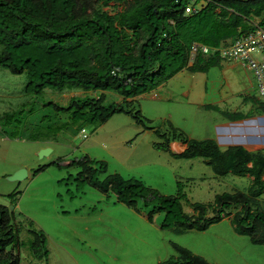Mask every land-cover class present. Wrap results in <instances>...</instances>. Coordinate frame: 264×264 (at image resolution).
I'll list each match as a JSON object with an SVG mask.
<instances>
[{
  "label": "rangeland",
  "instance_id": "374dc122",
  "mask_svg": "<svg viewBox=\"0 0 264 264\" xmlns=\"http://www.w3.org/2000/svg\"><path fill=\"white\" fill-rule=\"evenodd\" d=\"M102 1L99 8L106 4V0ZM97 8L98 5L91 7L88 15ZM125 8L110 3L103 7V11L115 18ZM263 15L250 16V25L258 24ZM93 30L87 28L88 33ZM77 32L82 34L81 30ZM78 40H72L71 45H79ZM130 41L134 44L128 47L138 56L143 41ZM228 66V63L221 62L220 66L206 73H192L188 67L184 69L188 72H184L181 78L191 83L188 86L194 91L192 101L202 94L205 109L185 104L184 98L176 96L166 101L152 102V107L147 109L143 118L146 128L152 127L161 133L168 131L171 139L173 132L170 126L173 127L175 123L183 126L195 140L216 138L215 141L223 151L243 147L253 154H264V102L259 101L255 91L250 88L247 77L249 72L242 68L232 71ZM27 76H15L8 70L0 69V119L11 118L19 109L34 107L32 114L27 115L24 124L20 125V128H25L31 123L32 127L28 131L33 136L47 135L48 130L70 123L69 114L56 113L49 103L68 106L72 99L71 93L80 97L78 93L81 91L73 90L63 94L46 89L42 94L27 95ZM191 77L195 79L191 81ZM171 84L169 89L176 87L175 83ZM184 88L188 89L187 86ZM140 102L143 100L135 103L138 108ZM128 119L132 120L126 114H117L101 129L97 124L81 123L77 129L80 131L83 127V135H75L71 127L54 142H31L5 137L1 130L3 121L0 120V204L15 212L20 240L19 247H9L7 251L19 255L20 264H158L160 260H164V263L178 256L171 244L175 243L199 254L210 264H264V250L260 248L257 252L259 255H255L249 248L252 244L233 231L231 219L242 206L233 208L230 216L205 232L178 234L160 228L164 214L154 215L150 221L144 208L140 207L136 211L118 202L114 204V194L107 196L77 181L79 168L51 166L34 176L33 171L40 166L55 162L63 161L62 164L66 166L72 160L85 157L96 163L108 161L109 173L118 171L125 178L131 176V179L143 176L141 181L152 184L164 196H176L181 190L183 210L191 216L195 214L194 204L212 207L218 195H249L253 178L232 174L218 177L202 158L188 162L174 159L169 153L154 148L161 141L154 132L138 138L134 142L136 148H130L124 139L129 136L132 138L136 133L130 134L129 127L134 124L127 127L125 121ZM216 123L221 126L217 128ZM47 148L52 149V153L40 159L38 153ZM118 160H124L127 164ZM124 165L130 170L124 168ZM15 169H26L30 177L21 183L8 181ZM108 174H105V178ZM99 179L103 181L104 177L100 175ZM10 194L16 196L14 201L8 198ZM251 207L264 213V194L255 198ZM208 216H212L211 209ZM30 231L45 235L48 251L45 260L37 261L33 255L29 245L34 237ZM259 256L260 263L257 259Z\"/></svg>",
  "mask_w": 264,
  "mask_h": 264
},
{
  "label": "trees",
  "instance_id": "16d2710c",
  "mask_svg": "<svg viewBox=\"0 0 264 264\" xmlns=\"http://www.w3.org/2000/svg\"><path fill=\"white\" fill-rule=\"evenodd\" d=\"M102 2L0 0V69L15 76L28 74L27 95L42 94L46 89L63 94L79 90L111 92L131 99L156 91L187 67L192 73H206L220 66V59L212 56L198 57L189 67L192 43L219 47L224 41L234 40L252 30L250 16L264 14V0H213L208 7L191 15L185 13L188 0H106V4L99 8ZM110 3L124 5L125 11L115 18L110 17L103 11V7ZM94 5H98V10L93 9L88 15ZM259 24L264 25V15ZM87 28L94 30L88 33ZM79 30L81 35L77 32ZM74 39H79L80 44L72 46ZM132 39L143 41L138 56L128 47L134 44L130 41ZM105 101L106 95L102 93L97 97L72 98L68 106L49 103L56 113L69 114L70 123L39 136L29 134L31 123L20 128L24 118L34 111V107L22 108L11 118L0 119L3 121L2 134L10 139L25 138L31 142L55 140L59 133L78 124L101 126L117 114L129 115L144 129H149L140 111L105 104ZM170 129L173 132L171 139L158 130L155 132L164 140L162 144H155V149L178 160L205 159L218 177L229 174L249 176L253 178L249 195H218L212 207L194 204L195 214L191 216L183 210L180 188L178 195L164 196L139 179L127 180L119 174L108 175L101 181L99 176L107 174V163H96L87 157L72 160L66 166H62V161L40 166L33 171L34 176L51 166L79 168L77 181L102 194H114L118 203L136 211L144 208L150 221L154 215L164 214L160 228L178 234L205 232L230 216L233 208L242 206L231 219L234 232L248 237L253 245L264 246V213L251 207L255 198L264 194V154H253L243 147L223 151L215 140L190 139L171 126ZM176 139L187 145L180 154L172 153L169 148L170 141ZM8 198L14 201L16 196L10 194ZM210 209L212 216H208ZM15 221V212L0 204V264H20L19 255L7 251L9 247L20 246ZM30 234L34 237L29 245L33 255L37 261L45 260L48 257L45 235L36 231H30ZM172 246L178 256L163 264H210L187 248L175 243Z\"/></svg>",
  "mask_w": 264,
  "mask_h": 264
},
{
  "label": "crops",
  "instance_id": "0c3cea01",
  "mask_svg": "<svg viewBox=\"0 0 264 264\" xmlns=\"http://www.w3.org/2000/svg\"><path fill=\"white\" fill-rule=\"evenodd\" d=\"M130 1H132V0H130ZM120 5V4H119ZM123 7H124V5H122ZM240 68H242L240 65H238V64H229V66H228V69L229 70H232V71H238V69H240ZM243 70H245L244 68H242ZM245 71H247V70H245ZM184 72H188V71H184V70H182L180 73H178L174 78H172L170 81H168L166 84H164V85H162V86H160L156 91L157 92H159L160 94V96L158 95V93L156 92V91H152V92H150L151 93V95H148V94H150V93H146V94H142V95H140V96H138V97H135V98H131V99H125L124 97H122V96H119L118 94H116V93H111V92H80V93H78V94H80L81 96V98L83 99V98H86V97H97V96H100L102 93H104L105 95H106V101H105V104H115L116 106H123V107H126V109H128V110H132L133 109V111L134 112H136V111H140L141 112V114H142V117L143 118H145V113L147 112V109L148 108H151L152 106H151V104L150 103H156L157 101H166V99H170L171 97L173 98V97H175L176 96V98H179V97H181V98H184V100L186 101L185 102V104H191V105H196V106H198V107H201L202 109H205V108H203L204 106H205V104L203 103V96H202V94L201 95H199L197 98H195L194 99V101H192V99H193V96H194V91H193V88L191 87V86H188V85H190L191 83H188V81L186 80V79H182L181 78V76L184 74ZM248 72V71H247ZM194 75H196V74H194ZM248 78H249V85H250V88L253 90V91H255V81H254V79H253V77H252V75L250 74V72L248 73V76H247ZM190 78V77H189ZM195 78L193 77H191V81H193ZM174 80H177L176 82L174 81ZM175 83L176 84V87H171V89H169V84H171V83ZM172 85V84H171ZM188 87V89H186V88H184V87ZM167 90V91H164V90ZM177 89V90H176ZM178 90H180V91H178ZM175 91H176V93H177V95H176V93H175ZM155 93H157V98H155L154 96H155ZM72 94V98H75V97H79V96H74V94L75 93H71ZM66 95V94H65ZM65 95H64V98H65ZM63 98V99H64ZM142 101L143 100V102H140V108H138L137 106H136V102H139V101ZM70 101V100H69ZM148 104V105H147ZM207 111H210V110H207ZM115 116V115H114ZM113 116V117H114ZM128 117H130L132 120H130V119H128V120H130V121H128V120H126L125 121V123H126V126L127 127H129V126H131V124H134V126L133 127H129V129H130V134L132 135V133H136V136H134V137H132V138H130L131 136H129L128 138H125L124 139V141L126 142V143H128V144H130V148H136V146L137 145H135L134 146V142L136 143L137 142V139L138 138H140V137H144L146 134H148V133H150V132H156L157 130H155V128H152V127H148L149 129H144L141 125H139L131 116H129V115H127ZM112 117V118H113ZM112 118L107 122V123H109L111 120H112ZM151 121V120H150ZM131 122V123H130ZM106 123V124H107ZM106 124H104V125H106ZM104 125H101L100 126V129L102 128V126H104ZM139 126L141 127V128H139ZM172 126L175 128V129H178V131L179 132H183L188 138H190V139H194L193 138V136L191 135V134H188L187 133V131H186V129L183 127V126H181V125H176L175 123H173L172 124ZM217 128L219 127V126H221V124L220 123H216V125H215ZM215 127V128H216ZM73 128V131H75V135H76V133H78L79 134V136L80 135H83L84 133H85V129L82 127V130H80L79 131V129H77V127L75 126V127H72ZM216 128V129H217ZM99 129V128H98ZM116 129H117V127H116ZM181 130V131H180ZM79 131V132H78ZM84 131V132H83ZM63 132H65V131H63ZM67 132V131H66ZM62 133V132H61ZM61 133H59L58 135H57V137L61 134ZM77 134V135H78ZM162 134H167V135H169V132L167 131V132H165V133H162ZM57 137H56V139H57ZM55 139V140H56ZM209 139H213V138H207V140H209ZM22 140H26L25 138H23ZM161 141H160V143L159 144H162V143H164L163 142V139H160ZM198 140V139H197ZM203 140H206V139H202V140H199V141H203ZM214 140H216V138H214ZM49 141H53L54 142V140H52V139H49L48 140V142ZM46 148V147H45ZM169 148H170V151L172 152V153H174V154H180V153H182L183 151H185V149L187 148V145L182 141V140H179V139H176V140H171L170 141V143H169ZM54 151V150H53ZM110 155H113V154H110ZM197 159V158H196ZM193 160V159H192ZM205 160V159H204ZM120 163H124V164H127L126 163V161H124V160H118ZM182 161H184V160H182ZM189 160H187L186 162H188ZM207 161V160H206ZM107 162V165H108V170H107V174L109 173V171H110V168H109V166H110V164H109V162L108 161H106ZM124 168H126L127 170H130L129 168H127L128 166L127 165H124L123 166ZM15 171H17V169H15L14 171H13V173L15 172ZM110 174H120L123 178H125L124 177V175L121 173V172H118V171H114L113 173H109L108 175H110ZM12 175V174H11ZM101 176H103L104 177V179H105V175H101ZM29 177H30V174H29ZM131 176H129V177H127V178H125V179H131L130 178ZM136 178H138L139 180L140 179H144L143 178V176H135ZM103 179V180H104ZM145 181V180H144ZM145 183V182H144ZM147 185H149V187H152V188H155L156 190H158V188H156L155 186H152V184H149V183H146ZM111 193H108V194H105V195H107V196H109ZM115 202V203H114ZM114 204H116L117 203V200L115 199L114 200ZM107 204L108 205H110V203H108L107 202ZM118 206H120V205H118ZM121 206H125V205H121ZM127 207V206H126ZM128 208V207H127ZM130 210H132V209H130ZM93 211H95V208L93 209ZM132 212L134 213V214H136L133 210H132ZM139 216V215H138ZM140 218H142V216H139ZM143 219V218H142ZM144 220V219H143ZM146 220V219H145ZM144 220V221H145ZM153 227H155V226H153ZM156 227H157V223H156ZM232 228H233V226H232ZM233 231H234V229H233ZM235 233V232H234ZM236 234V233H235ZM237 235V234H236ZM239 236V235H238ZM240 238L241 239H243V240H247V241H249V243H251V241H250V239L248 238V237H245V236H240ZM172 244V243H171ZM252 244V243H251ZM251 250H252V252L253 253H255V255H256V253L258 252V250H260V248H262V250H264V246H255V245H251V247H249ZM196 255H199V254H197V253H195ZM257 255H259L258 253H257ZM263 255H264V252H263ZM260 258H261V256H259L257 259H258V263H260ZM164 261V260H163ZM163 261L162 260H160V261H158V264H162L163 263ZM249 264H251V263H249ZM254 264H256V263H254Z\"/></svg>",
  "mask_w": 264,
  "mask_h": 264
},
{
  "label": "built area",
  "instance_id": "2783aa9c",
  "mask_svg": "<svg viewBox=\"0 0 264 264\" xmlns=\"http://www.w3.org/2000/svg\"><path fill=\"white\" fill-rule=\"evenodd\" d=\"M213 0H188L186 15L196 14L211 4ZM217 56L221 62L238 64L252 75L255 93L264 102V25L255 24L253 29L241 34L234 40H226L219 47H210L193 42L189 50V66L198 57Z\"/></svg>",
  "mask_w": 264,
  "mask_h": 264
},
{
  "label": "water",
  "instance_id": "95a60500",
  "mask_svg": "<svg viewBox=\"0 0 264 264\" xmlns=\"http://www.w3.org/2000/svg\"><path fill=\"white\" fill-rule=\"evenodd\" d=\"M52 153V149L47 148L43 149L38 153V156L40 159H43L44 157H47ZM28 178V171L26 169H20L14 172L10 177H8V181L10 182H24Z\"/></svg>",
  "mask_w": 264,
  "mask_h": 264
},
{
  "label": "clouds",
  "instance_id": "9594fccd",
  "mask_svg": "<svg viewBox=\"0 0 264 264\" xmlns=\"http://www.w3.org/2000/svg\"><path fill=\"white\" fill-rule=\"evenodd\" d=\"M84 132V131H83ZM27 140V139H26ZM63 162V161H62ZM63 165V164H62ZM65 166V165H64ZM28 178H29V173H28ZM13 211V210H12Z\"/></svg>",
  "mask_w": 264,
  "mask_h": 264
}]
</instances>
